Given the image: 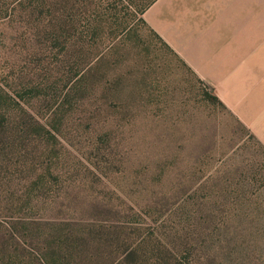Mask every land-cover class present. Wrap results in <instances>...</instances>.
I'll return each mask as SVG.
<instances>
[{"label": "rangeland", "instance_id": "rangeland-1", "mask_svg": "<svg viewBox=\"0 0 264 264\" xmlns=\"http://www.w3.org/2000/svg\"><path fill=\"white\" fill-rule=\"evenodd\" d=\"M27 3L0 0L13 98L0 120L11 130L21 109L44 129L30 154H0V264H264V145L153 34L147 9L97 0L109 9L78 54L94 68L71 119L25 86L38 49ZM73 13L83 35L88 11Z\"/></svg>", "mask_w": 264, "mask_h": 264}, {"label": "crops", "instance_id": "crops-1", "mask_svg": "<svg viewBox=\"0 0 264 264\" xmlns=\"http://www.w3.org/2000/svg\"><path fill=\"white\" fill-rule=\"evenodd\" d=\"M145 13L153 32L264 145V0H155Z\"/></svg>", "mask_w": 264, "mask_h": 264}, {"label": "trees", "instance_id": "trees-1", "mask_svg": "<svg viewBox=\"0 0 264 264\" xmlns=\"http://www.w3.org/2000/svg\"><path fill=\"white\" fill-rule=\"evenodd\" d=\"M26 1L30 5L33 4V21L35 22L33 36L36 38L35 40L33 37V40L34 44L38 45V49H34L30 53V57L32 56L33 59V80L25 83V86L31 87L29 88V94L34 98L50 97L49 106L46 105L47 110H51L52 106L56 108L68 107L67 110L70 111L68 114L72 119V115L77 110V107H70L72 100H75L72 95L74 91L79 89H88V86L84 84V79L86 74L89 75L94 68L89 62L90 59L87 62H83L79 59L78 54L82 51L81 46L86 36L91 41L89 42L90 47L98 45L96 42L97 30L102 21L100 19L101 15L103 16L104 14L98 13L105 12L109 8L101 7L97 0H33V3L32 0ZM118 1L122 4L125 11L131 9L134 15H139L155 0ZM29 3L26 6H29ZM79 10L84 14L88 11L87 15L84 16L85 29L83 35L77 32V29L75 30V21L77 19L72 18V15L75 16L72 11ZM70 15L71 17H69ZM127 27V24L120 26L118 33L125 34L126 31L124 30ZM153 34L157 36L156 33L153 32ZM70 46L76 47L71 50ZM98 54L96 53V59L93 63H97L100 59ZM54 78L56 79L53 80ZM0 98L2 102H5L6 99H13L2 88H0ZM211 98L216 100L213 95ZM3 114V112L0 114L2 121H4L1 117ZM28 114L26 111L19 109L14 114V121H12L11 130L9 131H6L7 126L0 120V154H3L7 144H9L13 149L12 152L14 151L13 154L21 155L22 150L25 151L26 144L39 142L42 139L40 136L44 129L43 125L39 124L34 116L32 120H29L27 118V116L30 117ZM17 116H20V121L15 122ZM32 126L33 135L30 133L33 137L28 139V143H26L25 135H27L28 129ZM21 146L23 149H20ZM25 154H30V151L26 150Z\"/></svg>", "mask_w": 264, "mask_h": 264}]
</instances>
